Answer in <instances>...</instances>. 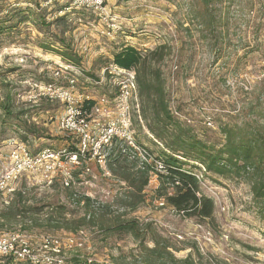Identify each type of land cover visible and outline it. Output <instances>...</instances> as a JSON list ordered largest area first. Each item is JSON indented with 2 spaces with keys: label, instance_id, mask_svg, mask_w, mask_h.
I'll list each match as a JSON object with an SVG mask.
<instances>
[{
  "label": "rangeland",
  "instance_id": "obj_1",
  "mask_svg": "<svg viewBox=\"0 0 264 264\" xmlns=\"http://www.w3.org/2000/svg\"><path fill=\"white\" fill-rule=\"evenodd\" d=\"M86 1L0 4V142L17 140L31 152L68 149L70 140L58 128L64 113L58 99L61 92H55L51 100L44 87L63 92L74 82L69 90L88 99L89 109L96 106L104 111L105 116L91 114L89 120L103 124L126 117L136 144L160 158L165 145L149 131L144 115L150 116V104L138 97L135 73L112 65L113 55L126 47L143 56L162 45L168 47L152 56L161 58L152 62V68L164 80L172 116L206 142L219 143L220 125H242L264 114V0H214L208 14L197 0H103L102 17ZM190 5L196 19H191ZM207 15L212 17L206 27ZM60 17L70 26L64 38L80 59L78 67L55 51L60 46L53 36L59 37L61 29L53 22ZM125 87L128 93L120 97ZM2 104L10 112L6 117ZM16 114L23 115L14 120ZM24 128L35 132L34 136H26ZM3 149L7 150L5 142ZM111 161L106 159L103 170L91 163V173L77 178L69 188L26 178L16 184L25 191L29 206H64L67 226L73 230L18 232V223L0 235H21L39 258L44 256L45 237H54L63 249V264H71L74 256L82 264H136L137 243L130 236L106 232L118 221L135 220L153 225L177 259L196 248L204 261L216 264H264V218L253 199L250 178L230 172L216 175L196 165L193 172L201 176L200 192L214 203L213 220L201 221L177 214L163 198L158 199L160 175L148 170L147 185L136 194L121 172L128 169L127 174H133L139 167H131L130 160ZM166 192L173 193L170 187ZM82 197L89 199L87 211L84 202L77 204ZM4 200L0 197V211ZM83 218L94 224L81 223ZM70 238L75 248L67 247ZM146 245L152 247L150 242ZM0 264L28 263L0 256Z\"/></svg>",
  "mask_w": 264,
  "mask_h": 264
},
{
  "label": "trees",
  "instance_id": "obj_2",
  "mask_svg": "<svg viewBox=\"0 0 264 264\" xmlns=\"http://www.w3.org/2000/svg\"><path fill=\"white\" fill-rule=\"evenodd\" d=\"M5 1L8 0H0V4ZM197 1L200 2L204 12L208 14L209 6L214 0ZM189 10L191 19H196L197 13L193 6L190 5ZM207 16V22L204 24L206 27L212 17L211 15ZM40 22L44 23V19L42 18ZM53 25L56 29H61L59 37H52L54 43L60 46V48H56V53L70 65L80 66V59L64 38L65 34L70 31L65 17L56 18ZM167 48L162 45L143 56L135 48L126 47L115 53L112 58V65L117 69L135 73L138 97L143 102L150 104V108H148L150 116L147 113L144 115V119L149 121V131L165 145L160 159L163 160L167 168V175L159 176L158 199L163 198L169 207L183 217L212 221L213 200L200 192L199 181L194 177L195 173L193 172L196 165H201L208 173L225 175L230 172L237 177L247 176L250 178L253 199L257 202L259 213L264 218V114H261V118L246 124L220 125L218 129L222 139L217 141L219 143L211 144L204 141L172 116L165 97L164 80L159 70L152 68V62L157 61L158 63L161 59L155 60L152 56L156 51ZM90 105H92L90 102L85 103L86 108H90ZM2 108L5 117L10 114L7 105L2 104ZM19 115L23 114H16L14 120ZM2 123L4 125L7 121L4 120ZM24 133L26 136H34L35 132L24 128ZM107 159L112 160L111 162H118L119 159L129 161L126 156L121 155L117 144H113L109 148ZM131 164L133 168L135 165L137 166L134 161ZM138 169L133 174H127L128 169L121 172L123 181L129 182L136 194L143 191L148 181V170ZM169 187L173 191L172 194L166 192ZM10 199L3 201L5 207L0 211V232L8 226L18 223H21L18 225L20 229L18 232L21 230L31 231L32 229L53 232L73 230L67 226V223L70 222L66 220L64 206H29L23 190L15 192ZM81 201L84 202L85 211L89 210L91 207L89 199L82 197L77 200V204ZM45 208L49 211L43 213ZM42 217L45 218L42 219ZM85 222L94 224L91 220L87 222L83 218L81 223ZM106 232L130 236L137 243L139 255L136 264H216L211 259L204 261L196 248L191 250L184 259L175 258L169 251L170 246L160 240L161 238L157 235L153 225L149 223L140 224L135 220L118 221L113 227L107 228ZM147 242L152 244L151 248L147 247ZM79 258V256H74L71 264H82Z\"/></svg>",
  "mask_w": 264,
  "mask_h": 264
},
{
  "label": "built area",
  "instance_id": "obj_3",
  "mask_svg": "<svg viewBox=\"0 0 264 264\" xmlns=\"http://www.w3.org/2000/svg\"><path fill=\"white\" fill-rule=\"evenodd\" d=\"M55 1L60 0H48L49 3ZM86 4L99 17L105 15L103 0H87ZM73 84L74 82L63 92L54 87L52 89L51 85L44 87H48L45 96L50 97L51 100L56 98L52 96L55 92H61L58 99L64 105V113L58 122V128L70 140L69 148L58 150L47 148L31 152L25 144L9 139L4 141L7 144V150H4V142H0V197L9 200L19 191L16 184L23 178L35 183H43L45 186L59 182L64 188H69L77 178L91 173L89 167L91 163L103 170L109 148L113 144H117L121 155L134 161L139 169H147L160 176L167 175L163 160L151 157L147 149L136 144L126 117H123V120L107 119L103 124L94 118L89 120L91 114L97 117L105 116L104 111L96 106L91 109L86 108L85 103L88 99L83 100V96L75 95V92L69 90L72 89ZM120 92L122 97L128 93V90L125 87ZM194 177L200 182L201 176L194 174ZM160 205L164 203L161 202ZM7 233L0 235L1 257H11L14 261L28 264H63V249L59 247L54 237H45V245L41 247L45 249H43L44 256L39 258L31 253L21 235ZM73 242L70 238L67 247L71 248ZM48 244L52 247V252ZM50 252L52 255L46 254Z\"/></svg>",
  "mask_w": 264,
  "mask_h": 264
}]
</instances>
